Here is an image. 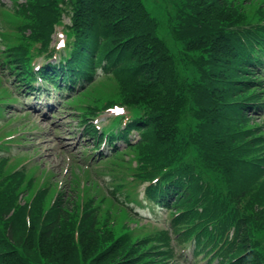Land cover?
I'll list each match as a JSON object with an SVG mask.
<instances>
[{
    "label": "trees",
    "instance_id": "1",
    "mask_svg": "<svg viewBox=\"0 0 264 264\" xmlns=\"http://www.w3.org/2000/svg\"><path fill=\"white\" fill-rule=\"evenodd\" d=\"M106 1L116 4V9L109 10ZM59 2L27 0L21 8L20 13L29 16L30 33L22 35L21 45H8L5 50L6 58L19 64L12 71L16 79L29 75L21 55L28 56L27 40L35 39L42 42L39 53L57 54L58 75L48 62L38 69L39 74L53 77L56 85L71 89L91 77L92 66L103 67L120 82L125 78V99L142 100L149 107V118L143 125L137 121L138 130L144 127L143 136L154 135L156 142L161 134L160 141L175 151L180 148L176 138L181 133L196 136L202 169L193 161L183 163L180 170L189 177L184 184L178 170L176 184L185 193L189 189L202 196L203 210L212 215L224 237L232 228L225 251L227 264H264V156L260 155L261 137L243 126L246 111L255 106L264 109L263 79L252 68L264 61V38L249 27L241 28L233 41L228 32L224 35L228 19L231 22L237 16L241 2L182 0L177 11L185 12L187 22L180 31V44L174 47L176 57L166 53L154 31L146 29L149 19H144L140 0H67L64 6ZM61 11L70 12L72 24L65 45L50 50L47 33ZM170 34L173 38V30ZM146 149L152 153L148 145ZM4 163L0 158V182L9 189H0V264H154L148 243L118 232L93 255L89 235L93 229L94 239L101 233L96 213L90 204H83L80 218L71 219L64 193L54 197L41 219L38 201L44 190L34 194L27 209L16 204L9 212L14 203L10 185L18 188L20 176L4 173ZM206 172L214 182L206 179ZM152 174L153 170L139 176ZM104 232L108 236L110 230L104 227Z\"/></svg>",
    "mask_w": 264,
    "mask_h": 264
},
{
    "label": "rangeland",
    "instance_id": "2",
    "mask_svg": "<svg viewBox=\"0 0 264 264\" xmlns=\"http://www.w3.org/2000/svg\"><path fill=\"white\" fill-rule=\"evenodd\" d=\"M15 0H0V4L3 5H9L12 4ZM220 1V0H219ZM224 1V0H223ZM140 2L143 4V10L145 13L148 14L145 15L144 19L148 20V29L154 31V33L159 37L160 40L165 44L166 53L169 52L175 54L176 57V50L174 47L180 44V31L185 26L187 22V17L185 12L184 13H178L177 9L181 7L182 0H140ZM260 2L261 5L264 4V0H251L248 4L245 1H241V9H246V12L251 11L253 7L256 5V3ZM104 4H107L110 9H116V4L111 3L109 1L104 2ZM264 7V6H263ZM219 8L222 12L224 11V7H216ZM212 12V11H210ZM245 11L239 12L237 16L233 15L231 20H237L244 19V16H246ZM214 15V12H213ZM143 19V20H144ZM24 21V18L21 14L15 12L14 10L11 11L10 9L2 8L0 7V37L5 38V44H15L20 41H23L20 37L19 33H16L14 31V27ZM67 16L65 15L60 22H67ZM226 22V20L224 19ZM229 21V19H228ZM56 34L54 36V39H57L61 37L59 26H55ZM170 30H173V38L170 34ZM189 67V66H188ZM2 67H0L1 69ZM259 75V74H258ZM262 78L264 79V71L261 74ZM5 75L2 74L0 76V88L1 91L7 92L8 89L6 88L7 85H9L11 82L5 81ZM264 83V81H263ZM264 91V90H263ZM13 94V100L14 103L10 105L11 107L5 108V114L3 116V119H10V122L7 126H16L15 130L13 132L19 133L21 131H24V135L21 134L18 135V138H24V140L28 139V141L25 142V145L21 142L20 143H12L11 152H18V154H21L22 152L19 151L22 149L23 151L27 152V155L34 154L33 162H34V172L37 170V168H48L52 171V175L50 177V189L52 190V193L55 195H58L60 193H64V198L67 199L68 210H71L72 217L79 219L80 212L82 210L83 204H90V206H93L97 210L101 211V214L98 215V218H103L105 211L108 210V208L103 207L101 204V200L99 197L91 196V194L96 193L97 196H100L102 201H104V205L109 203V197L104 192L106 189L103 190L100 189V186L97 185L96 187L92 188V192L88 194L86 187L84 186L82 188L83 192L80 195H77L76 192H74L73 188V172H76V164L77 168L80 165L82 168L83 165L86 164V162L83 161V157L85 156V153L89 152L91 150V143H86L85 140H81V133L79 131L80 125L76 123V119L71 117V112L69 109H67L64 106H60L58 108L54 109V113H48L46 116H42V112H35L34 110L28 108L25 102L24 97H22L19 93H17L14 89L12 90ZM118 92L116 90V85L114 80L111 78L110 80H107L105 78H98L91 83L83 86L75 96V101L83 102L87 105L91 104H98L100 102L101 98H108V99H114L118 98ZM32 99H27V103H31ZM73 110V109H71ZM110 117H103L100 120H96L95 122H98L99 125H112L113 119ZM251 120L253 123L260 124L262 120H264V117H258L257 115H251ZM264 124V123H263ZM25 127V128H24ZM13 128V129H14ZM20 128V129H19ZM23 128V129H21ZM263 132H264V126H263ZM16 140V139H15ZM88 144L87 147H82L83 145ZM119 147L122 148L120 151L115 153V155H112V158L117 159V163H112V165H106L107 163H102L101 165L96 164V168L100 169L102 174L104 176H100L99 178H94V180L103 183L104 181H108L111 183H119L123 182L126 183L129 181L128 179V173L127 170L132 166L133 161L130 160L129 156L134 152L133 149H128L124 146H122V143H119ZM86 148V149H83ZM84 151H83V150ZM106 146H102L100 148V151L105 152ZM24 154V153H22ZM21 154V155H22ZM103 158V157H102ZM185 160H189L190 162L193 161L195 164H197L201 169L202 166L199 164L198 160L195 159V157L192 156L189 152H186L184 155ZM103 159H100L102 161ZM76 161V162H75ZM98 161V160H97ZM178 160H176L177 162ZM11 164V161H9ZM95 164V163H94ZM44 168V169H45ZM44 174L43 170L40 169L39 173L34 176L36 180L41 179L42 175ZM27 176V172L25 173V176ZM48 177L49 175L46 174ZM104 177V178H103ZM205 177L207 180L214 182V180L210 177V174L205 173ZM103 178V179H102ZM54 181L58 183V186L56 187L54 184ZM90 185V183H89ZM73 192V193H72ZM128 192L135 196L134 194L137 193V190L134 188H128ZM28 194V191L26 192ZM45 197L43 204L46 206L48 205V199L49 194ZM127 198V197H126ZM138 198V197H137ZM42 204V202H41ZM40 208V207H39ZM113 211H115V217L119 219H127L132 220L131 213L124 209L123 207H114ZM141 211L144 212V214H147V207L144 206L141 208ZM152 218L156 220H149L147 221L149 225H155V226H165V213L163 211H160L159 209H155L153 213H151ZM146 220V218H144ZM70 221V220H69ZM173 227H179L182 228V224H178ZM126 228V227H124ZM155 227H147V226H138L136 228V231L139 235H144L150 233ZM168 227L166 226V229ZM127 229V228H126ZM66 230L69 232L70 227L67 225ZM103 232V231H102ZM117 229H114L113 232L109 233L108 236L103 234L104 236L100 235V238H93L95 230L93 229L91 231L90 237V243H94V250L92 251V254L95 255L97 250L100 249V244L103 242V247L108 245L112 242L114 237L117 235ZM106 233V232H104ZM113 234V235H111ZM88 237V238H89ZM103 237V239H102ZM76 238V237H74ZM102 239V240H101ZM179 240V239H177ZM179 243V242H176ZM183 243L187 244L188 240H184ZM102 245V244H101ZM181 245H177L174 243L173 248H171V256H169L168 260L170 264H213L214 262H198L196 261H190L189 258H187V255H189V248L185 247V250L188 251L187 255H185L184 249H180ZM182 252L181 254L179 252ZM92 255V256H93ZM203 262V261H202Z\"/></svg>",
    "mask_w": 264,
    "mask_h": 264
}]
</instances>
